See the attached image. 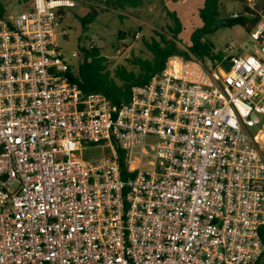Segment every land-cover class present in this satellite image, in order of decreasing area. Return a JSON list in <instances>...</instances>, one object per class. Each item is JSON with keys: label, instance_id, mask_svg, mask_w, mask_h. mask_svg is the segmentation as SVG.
Here are the masks:
<instances>
[{"label": "built area", "instance_id": "built-area-1", "mask_svg": "<svg viewBox=\"0 0 264 264\" xmlns=\"http://www.w3.org/2000/svg\"><path fill=\"white\" fill-rule=\"evenodd\" d=\"M77 1L0 16V264H255L264 11L249 52L169 56L114 103L83 92L55 43Z\"/></svg>", "mask_w": 264, "mask_h": 264}, {"label": "rangeland", "instance_id": "rangeland-1", "mask_svg": "<svg viewBox=\"0 0 264 264\" xmlns=\"http://www.w3.org/2000/svg\"><path fill=\"white\" fill-rule=\"evenodd\" d=\"M204 0H142L137 7L119 8L103 0H78L73 8H67L64 17L56 27L55 43L65 52L70 59V64L75 68L76 62L81 59L82 47L93 45L99 48L105 56L107 69L113 73L117 65H123L128 71L138 72L139 67L132 62V58L139 57L150 59L152 54L144 47L142 40L158 38L161 32L168 38L172 35L168 26L172 25V19L167 12H175L179 17L181 30L178 38L174 39L179 49L188 51L190 35L192 31L200 27L198 10ZM250 8L248 0H220L218 5L219 18L229 16L231 13L243 12L245 7L254 11H264V0H255ZM4 9L3 16L18 14L27 10L30 0H0ZM92 11L96 12L90 23L81 25L79 17ZM63 31L67 32L64 37ZM124 32L125 36L119 38L118 32ZM208 40L212 44L213 51L223 55L225 46L233 42L234 52L247 53L255 47L248 31L243 26H223L205 34L200 39ZM77 51V58H71L70 54ZM201 61L209 57L199 58L195 53L188 51ZM106 151L96 146H89L82 151L84 159H96L105 155ZM255 264H264V253Z\"/></svg>", "mask_w": 264, "mask_h": 264}, {"label": "trees", "instance_id": "trees-1", "mask_svg": "<svg viewBox=\"0 0 264 264\" xmlns=\"http://www.w3.org/2000/svg\"><path fill=\"white\" fill-rule=\"evenodd\" d=\"M119 8L137 7L142 0H103ZM220 0H204L198 10L200 27L195 28L190 35V45L188 51L195 53L199 58L209 57L220 58V53L213 51L212 44L208 40L201 41L203 35L214 32L223 26L240 25L246 31L258 20V14L253 9L245 7L243 12L235 13L236 16L229 15L219 18ZM171 17L172 25L168 26L172 39L158 32V38L142 40L144 47L152 54L150 59L139 57L132 58V62L137 64L139 71H128L123 65H117L113 73L107 69L106 58L98 47H82L80 50L81 59L76 62L75 68L70 72V77L75 81L83 92H101L114 103H125L128 101L130 89L135 84H144L150 76L158 71H162L169 56L179 55L188 57V51H183L175 44L174 39L180 33V19L175 12H167ZM4 15V9L0 5V16ZM96 12L92 11L79 17L80 23L84 26L90 23ZM119 38L125 36L124 32H118ZM260 232L264 244V226L260 227ZM264 253V251H263Z\"/></svg>", "mask_w": 264, "mask_h": 264}, {"label": "water", "instance_id": "water-1", "mask_svg": "<svg viewBox=\"0 0 264 264\" xmlns=\"http://www.w3.org/2000/svg\"><path fill=\"white\" fill-rule=\"evenodd\" d=\"M2 177L5 178V174H3Z\"/></svg>", "mask_w": 264, "mask_h": 264}]
</instances>
